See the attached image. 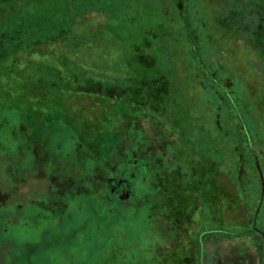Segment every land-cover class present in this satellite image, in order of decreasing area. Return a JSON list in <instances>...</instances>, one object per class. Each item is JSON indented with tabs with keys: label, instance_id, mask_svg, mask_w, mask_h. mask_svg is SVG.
<instances>
[{
	"label": "trees",
	"instance_id": "trees-1",
	"mask_svg": "<svg viewBox=\"0 0 264 264\" xmlns=\"http://www.w3.org/2000/svg\"><path fill=\"white\" fill-rule=\"evenodd\" d=\"M0 116L20 125L35 155L55 136L94 138L110 169L85 170L90 182L95 175L108 182L99 207L110 215L125 206L141 211L142 221L127 218L129 225L150 226L156 238L154 249H134L136 264H154L155 229L177 258L194 245L190 257L209 264L210 247L215 254L214 245L242 242L264 264V0H0ZM211 129L224 141L219 156L194 132L209 138ZM19 151L17 167L40 165ZM195 155L209 159L197 167L214 192L208 183L190 188ZM41 168H30L29 178ZM54 169L41 173L49 197L52 185H64L63 198L75 187L70 200L81 199L88 187L81 177L57 181ZM225 174L235 178L238 200ZM8 189L1 178L0 190ZM178 192L196 200L192 218L173 199ZM83 215L64 210L73 234L88 223ZM137 230L124 229L122 241L140 237ZM40 248L50 261L60 254L71 264L92 261Z\"/></svg>",
	"mask_w": 264,
	"mask_h": 264
},
{
	"label": "rangeland",
	"instance_id": "rangeland-1",
	"mask_svg": "<svg viewBox=\"0 0 264 264\" xmlns=\"http://www.w3.org/2000/svg\"><path fill=\"white\" fill-rule=\"evenodd\" d=\"M3 120L4 118L0 116V179L7 178L9 189L7 191L0 190V194L6 197L3 205H0V264H71L69 260L68 262L65 260L62 254L54 261L48 260L44 252L39 250L40 246V249L44 246L45 252L54 251L56 247L57 252H59V247L62 250H70L73 258L77 259L76 261H79L80 258L83 260L86 258L89 260L90 258L92 260L90 264H97V262L98 264H110L111 261L113 264H136L137 252L134 249L147 250L154 247L156 238L151 237L150 226L147 227L144 224L137 227L141 233L140 237L132 236L127 242L122 241L124 229L137 230L129 224L132 223V220L136 223L142 221L143 216L139 215V213H142L141 211L135 212L133 207L125 206L110 215L103 211V206L99 207L100 196H104L109 188L108 182H104V179L99 177L100 175H95V180L90 182V179L86 178L85 170H89L93 174H100V172H109L110 169L109 163L106 162L107 156L99 153L100 148L94 138H91V144L90 138L87 136L79 139L76 136L69 139L55 136L50 142L41 143L38 148L39 151L35 155L33 151L25 149L26 145L22 141L24 136L21 134L20 125L17 123L18 126H16V123ZM201 125L204 124L201 123ZM94 127L95 125L89 124V128ZM194 132L197 133V138L202 141L203 145L213 144L216 147L215 152H217L218 156L221 154L219 147L224 144V141L217 130L211 129V137L209 138H206L199 131ZM79 142H81V145L78 144ZM19 149L26 151L25 155L31 162L38 161L40 163L34 168V164H31L30 168H32L33 173L38 174L37 168L42 166L41 169L43 170L41 173L44 171L45 174H49L53 172V166H55L54 176L57 177V181H69L70 178L76 182L80 176L81 179H79L80 182L78 184L81 188L83 189V185H88L84 193L78 194L82 198L70 200L71 195H75L78 192L75 187H72V190H68L63 198V191L61 190L65 186L59 183L60 186H57L59 191L55 190L53 185L51 186V196L49 197L48 187L44 186L41 173L39 176L33 175L32 178H29L30 168H27L25 163H21L17 167L20 160L22 161L21 157H23ZM92 153L95 154L96 158L91 157ZM223 154L224 151L222 150ZM190 160L193 163L191 169L194 167L196 169L194 178L189 180L191 183L190 188L197 190L202 188L203 184L208 183L210 191L214 192V190H211V186L213 188L214 183L210 174H208V179H206V173L201 174L200 171L204 162L209 165L207 163L209 159L195 155ZM186 166L189 167L190 164L188 163ZM222 167H227L226 161L222 163ZM205 170H209V168ZM65 173H67V176ZM56 177L54 178L55 181ZM225 178L228 179L226 182L230 185L233 196L236 198L235 200H238L233 185L236 182L235 178L226 174ZM200 183L202 184L199 185ZM134 185L135 183L132 182L133 191L137 188L133 187ZM203 190L204 194H206L205 197L208 198L209 191L207 186H204ZM47 195L49 200H43ZM173 196V199L187 210V219L192 218L198 211L199 206L197 207L196 200H193V197L190 198L193 200L191 203V200L186 199L183 193L178 192ZM222 197L223 195L219 194L215 200ZM209 198L211 199V197ZM63 207L65 208L61 210ZM68 208H72V211H81L85 216L90 217L88 223L82 225L75 234L70 231V225L72 224L67 223L65 221L66 217L62 216L64 210H69ZM240 209L241 204L237 210ZM168 216L167 218L173 222L170 214ZM94 217H96L95 220H93ZM78 218L80 219V217ZM160 220H163L160 216L154 217L153 224L155 227ZM160 224L162 225V223ZM181 227V224H179L178 228L182 229ZM67 234L69 237H67ZM154 234L157 237L158 245V248L152 252L154 264H197L196 260L190 257L193 256L194 245L188 246L186 249L188 253L190 252L189 258L185 254L177 258V254L170 248V244L165 242L167 237L164 232L156 233L155 229ZM37 246L38 248L36 249ZM165 247H169L171 251L168 249L169 252L165 251ZM214 247L218 252L214 254L213 248L210 247V251L206 256L209 264H256L257 260L254 252L249 250L248 246L242 242H221L220 249L216 248L218 245H214ZM175 257L177 258L176 261H174Z\"/></svg>",
	"mask_w": 264,
	"mask_h": 264
}]
</instances>
